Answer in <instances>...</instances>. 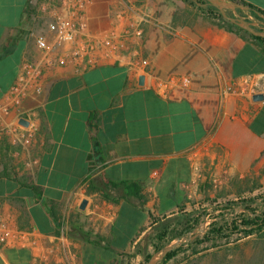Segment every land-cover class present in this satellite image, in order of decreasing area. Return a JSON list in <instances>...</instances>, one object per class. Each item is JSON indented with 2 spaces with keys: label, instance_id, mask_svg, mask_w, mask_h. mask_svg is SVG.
Returning <instances> with one entry per match:
<instances>
[{
  "label": "crops",
  "instance_id": "crops-1",
  "mask_svg": "<svg viewBox=\"0 0 264 264\" xmlns=\"http://www.w3.org/2000/svg\"><path fill=\"white\" fill-rule=\"evenodd\" d=\"M239 1L264 14V0ZM29 2L0 0V102L23 63L41 57L34 35L46 31L45 16L39 4L29 15ZM130 5L147 17L119 57L84 71L54 63L42 90L2 115L0 206L40 235L33 248L0 245V264H129L152 217L177 212L211 176L264 186V101L227 91L264 73V42L210 15L205 0H93L91 31L128 27L130 17L117 14ZM22 118L34 126L28 146L1 130H23Z\"/></svg>",
  "mask_w": 264,
  "mask_h": 264
},
{
  "label": "built area",
  "instance_id": "built-area-1",
  "mask_svg": "<svg viewBox=\"0 0 264 264\" xmlns=\"http://www.w3.org/2000/svg\"><path fill=\"white\" fill-rule=\"evenodd\" d=\"M92 2L93 0H38L40 7L38 14L44 15L46 22V31L34 35L41 57L34 62L27 61L21 66L17 79L10 87L8 100L0 102V123L2 115L18 105L31 90H42L41 77L44 68L59 63L62 65L73 64L77 71L87 70L96 66L103 59L119 57L120 45H126L132 38H139L142 35V23L147 16L143 12H134L133 5H130L127 11L117 14L119 18L130 17L128 27L123 28L122 31L113 29L106 35L94 34L91 31L87 15ZM47 32L52 35L51 39ZM127 50L131 54H139L138 51H131L130 48ZM139 64H136L135 60L129 62V66L132 67H138ZM190 83V77L182 78L183 86H189ZM160 85L165 84L160 82ZM227 91L251 99L255 94L264 96V73L242 76L233 85H230ZM19 118H21V114H19ZM21 125L24 126L23 130L5 129V127H1V130L13 133L14 145L28 146L34 135V126L30 122L27 126ZM195 169L198 170V167L195 166ZM199 176L200 174L197 175V177ZM211 181L217 186L224 180L211 176ZM39 235L40 231L37 228H21L3 212L0 206V245L33 248L37 245ZM58 238L62 242L66 241L67 230L64 223L60 226ZM41 259L48 261V256L45 255Z\"/></svg>",
  "mask_w": 264,
  "mask_h": 264
},
{
  "label": "trees",
  "instance_id": "trees-1",
  "mask_svg": "<svg viewBox=\"0 0 264 264\" xmlns=\"http://www.w3.org/2000/svg\"><path fill=\"white\" fill-rule=\"evenodd\" d=\"M243 3L258 10V7L253 4ZM37 4V0H30L27 11L29 15L35 13ZM208 10L210 15L225 24L243 30L224 18L215 7L209 6ZM250 35L264 42V37ZM231 185L238 193L243 191L253 193L263 186L258 181L251 179L233 181ZM217 205L220 207V204ZM236 207L242 210L229 216L230 211H235ZM52 211H55L54 206ZM207 214V209L183 212L176 222H172L167 216H153L151 229L143 237L145 247L148 248L149 245H152L156 252L171 241L187 236L199 226ZM216 217L218 219L210 224L209 230L203 236L174 248L159 264H167L180 253H185L181 264H264V192L228 202ZM54 220L59 225L56 217ZM201 246H203L202 249ZM145 251H143L144 254ZM139 253L140 251L137 250L135 255ZM151 256L152 253H147L146 260L148 261Z\"/></svg>",
  "mask_w": 264,
  "mask_h": 264
},
{
  "label": "rangeland",
  "instance_id": "rangeland-1",
  "mask_svg": "<svg viewBox=\"0 0 264 264\" xmlns=\"http://www.w3.org/2000/svg\"><path fill=\"white\" fill-rule=\"evenodd\" d=\"M207 184L208 185L205 191L203 192L201 191L197 193L195 196H193V198L187 200V204L182 206L179 210H177V212L167 215V217L170 218L172 222H176L177 218L181 216L183 212H193L197 210L201 211L203 209H207L208 214L204 216L203 221L198 226L200 231L197 232L196 235L197 237L203 236L205 232L209 230L210 224L218 219L216 215H218V213L222 210L224 205H226L228 202L236 201L239 198H244L249 195L253 196L257 194H262L264 192V186H262L259 189H256L253 193H250L248 191H243L242 193H238L236 189L231 185V182L225 183L223 181V183L215 186L214 183H212V181L208 180ZM217 204H220V207H218ZM241 210H242L241 208L236 207V210L235 211L231 210L228 215L232 216L240 212ZM187 236H192V233L190 232ZM202 247L203 246H201L200 248L202 249ZM137 250L140 251L139 255L138 256L134 255V258H131L130 255L128 259L129 264H145L147 262L145 255L147 253H152V254L155 253L152 245H149L148 248L145 247V242H143V244H141L140 248ZM144 250H146L145 254L143 253ZM184 254L185 253H180L176 258L170 260L167 264H181Z\"/></svg>",
  "mask_w": 264,
  "mask_h": 264
},
{
  "label": "water",
  "instance_id": "water-1",
  "mask_svg": "<svg viewBox=\"0 0 264 264\" xmlns=\"http://www.w3.org/2000/svg\"><path fill=\"white\" fill-rule=\"evenodd\" d=\"M205 1L208 6L215 7L222 14L224 18L231 21L233 24L239 26L242 29L247 30L248 32H250L251 34L255 36L264 37V14L260 12L259 10H254L250 6H248L247 4L241 1H235V0H205ZM238 9L244 10V11L252 10L263 20H259V22L257 23L247 20L242 15L237 13ZM230 10L236 11L235 15L229 14L228 11ZM143 81H144V76H141L140 82L143 83ZM263 99H264L263 94H255L253 96V100L255 101H262ZM20 123L25 126L29 124V122L24 118L20 120ZM87 203H88L87 199L82 200L80 207L82 209H85ZM199 231L200 229L196 227L191 232L192 236H184L182 238H177L171 241L170 243L166 244L163 248H161L160 250L152 254L150 259L145 264H159L165 259L167 254L170 251H172L174 248L182 245L184 242H188V241H191L197 238L196 235H197V232Z\"/></svg>",
  "mask_w": 264,
  "mask_h": 264
}]
</instances>
